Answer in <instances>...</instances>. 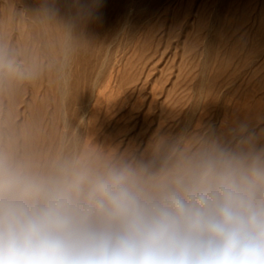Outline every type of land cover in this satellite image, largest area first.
<instances>
[{
	"label": "rangeland",
	"instance_id": "rangeland-1",
	"mask_svg": "<svg viewBox=\"0 0 264 264\" xmlns=\"http://www.w3.org/2000/svg\"><path fill=\"white\" fill-rule=\"evenodd\" d=\"M240 121L264 142V0H0V154L25 168Z\"/></svg>",
	"mask_w": 264,
	"mask_h": 264
},
{
	"label": "clouds",
	"instance_id": "clouds-1",
	"mask_svg": "<svg viewBox=\"0 0 264 264\" xmlns=\"http://www.w3.org/2000/svg\"><path fill=\"white\" fill-rule=\"evenodd\" d=\"M0 264H264V142L240 121L147 157L0 154Z\"/></svg>",
	"mask_w": 264,
	"mask_h": 264
}]
</instances>
